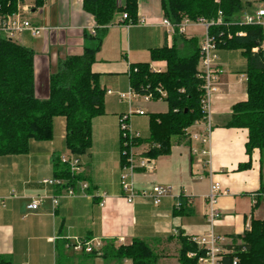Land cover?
I'll use <instances>...</instances> for the list:
<instances>
[{
	"label": "crops",
	"instance_id": "obj_1",
	"mask_svg": "<svg viewBox=\"0 0 264 264\" xmlns=\"http://www.w3.org/2000/svg\"><path fill=\"white\" fill-rule=\"evenodd\" d=\"M20 6L28 9L23 18L43 30L35 37L25 31L12 40L33 52L35 96L46 99L49 76L58 70L63 60L81 54L94 21L83 9L82 0H45L39 8H33V0H21ZM119 17L115 16V23ZM137 18L144 23L130 26L122 23L114 26L113 23L105 32L103 44L112 33L116 34L115 41L119 38L121 46L115 49L118 60L95 59L91 66L105 94L104 113L91 120V137H96L102 150H88L78 158L82 180L89 185L87 196H81L77 188V195L67 197L64 187L43 183V180L57 178L53 161L56 157H70L66 149H45L30 142L28 153L24 155L0 156V257L7 262L5 264H58L61 250L67 264H96V261L118 264L100 257L88 260L84 253L67 254L70 248L66 244L73 239L99 240L102 245L105 242L117 244L119 239L123 240L121 244H130L133 239H139L150 245L161 264H179L180 237L208 232L204 198L211 182L219 183L225 192L217 200L220 216L213 231L225 239L226 248L239 245L251 220L264 217V205L255 201L264 188V152L253 149L247 154V130L229 126L232 106L246 101L243 73L246 62L240 51L241 58L237 51L226 49L218 51L219 65L224 72L219 78L218 92L210 101L207 142L201 144L187 134L174 137L169 154L153 159L151 174L135 171L138 189L146 187V182L171 187L172 197L163 198L156 207L145 198H136L132 204L123 199L118 126L120 116L127 113L128 104L120 100L119 94L129 90V66L148 63L149 67L162 72L165 62L152 61L150 51L171 47L174 43L182 48L179 36L167 34L160 26L163 18L160 0H137ZM204 35L202 25L190 22L183 37L193 38L200 45ZM108 83L112 89L106 90ZM130 106L145 113L139 116H146L145 123L128 120L131 130L141 137L148 134V115L167 111L163 100L137 98ZM58 119L64 138V119ZM188 131L205 134L202 127L192 126ZM144 148V145L135 148L137 157ZM52 197H56L54 207ZM33 199L40 202L37 209L30 210L27 206ZM177 203H180L178 208Z\"/></svg>",
	"mask_w": 264,
	"mask_h": 264
},
{
	"label": "trees",
	"instance_id": "obj_2",
	"mask_svg": "<svg viewBox=\"0 0 264 264\" xmlns=\"http://www.w3.org/2000/svg\"><path fill=\"white\" fill-rule=\"evenodd\" d=\"M44 1L33 0V8L41 7ZM160 1L163 17L174 24L185 19L210 21L221 11L224 24L211 27L209 33L216 37L218 51H240L246 62L243 70L246 101L232 106L229 126L247 130V154L253 149L264 152V51L251 52L264 39V31L258 26L229 25L246 6L247 0H221L219 3L214 0ZM19 5L21 0H0V16L16 13ZM82 6L93 18L94 33L86 37L87 44L80 55L63 60L58 70L49 76L46 99L35 96L33 52L0 33V156L24 155L28 153L30 142L51 140L55 117L64 119V143L71 156L79 158L90 149L91 120L104 113L105 94L100 87L99 76L91 72V66L116 15H120L116 21L118 24L137 22V0H82ZM123 14L125 19L121 18ZM239 31L244 35L236 36ZM177 35L182 48L174 43L171 47L150 51L152 61L165 62L164 71H150L148 63L129 66V88L139 96L152 94L154 100L158 98L156 89H162L166 94L163 101L167 104V111L149 114L147 136L133 138L128 146L123 147L119 133L121 165L125 160L122 151L129 150L130 146H146L148 150L144 155L151 159L169 154L172 138L184 137L185 130L204 117L200 107L202 81L196 77L199 45L193 38ZM53 162L56 177L65 179L68 185L82 180L81 175L73 177L58 157ZM255 201L264 205V188L260 189ZM188 238L179 239V264H196V257L186 256L188 252L199 254ZM241 242L228 247L233 253L223 256L222 264H232L234 258L236 264H264V219L251 220ZM99 252V255L92 252L84 257L88 260L100 257L118 264L123 261L156 264L157 261L150 245L139 239H133L130 244L105 242ZM60 253L58 264H67L63 251ZM5 263L0 257V264Z\"/></svg>",
	"mask_w": 264,
	"mask_h": 264
},
{
	"label": "built area",
	"instance_id": "obj_3",
	"mask_svg": "<svg viewBox=\"0 0 264 264\" xmlns=\"http://www.w3.org/2000/svg\"><path fill=\"white\" fill-rule=\"evenodd\" d=\"M215 3H219L221 0H214ZM28 9L25 6H18L16 13L12 15H7L5 17L0 16V33L9 39H13L15 36L28 31L31 36H38L43 28L33 26L28 20L23 18V13L27 12ZM122 19L126 18V15L121 16ZM191 21L182 20L178 24H174L169 21L167 18L163 17L160 20V26L165 29L167 34L176 33L179 35L184 34L185 27ZM144 22L142 19H138L135 25H142ZM194 23H198L204 27L205 35L199 45V60L196 71V77L202 81V97L200 99V107L204 113L202 120L196 121L192 126L202 127L205 134L199 135L197 133H190L187 129L185 134H187L191 140H196L201 144H205L208 139L210 124V101L214 94L218 92L219 87V78L222 72L221 66L219 65L218 58V48L216 37L209 33L211 27H217L223 25L222 13L221 11L217 12L215 19L207 21L203 18H199ZM133 24H127L130 26ZM226 25V24H225ZM229 25H238V26H258L261 27L264 31V0H247L246 6L240 10V12L234 17V21L229 23ZM94 28V26H93ZM93 28L90 30V34L94 33ZM244 35L243 31L236 33V36ZM231 37L228 35V38ZM259 50H264V39L259 46L251 49L252 53H258ZM150 71L159 72V69L154 67H149ZM109 93V92H108ZM156 93L158 98L156 100H163L166 96L165 92L157 88ZM120 100L126 101L129 108H131V101L134 99L140 98L143 101H155L152 94H146L144 96L136 95L130 88L127 93L119 94ZM132 115L144 116L145 113L142 110H131L119 118V133L123 140V147L128 146L130 140L133 138L140 137L139 133L131 130L128 125V119ZM191 126V127H192ZM190 127V128H191ZM141 147V146H140ZM134 147H129V150H123L122 155L125 156L124 163L121 165L120 172V187L122 191V197L126 203L132 204L136 198H145L148 199L153 206H158L161 200L165 197H172V188L171 187H162L157 185H149V182L144 183L146 187L137 188L134 175L136 169L141 170L147 174H151L154 170L153 159L144 155L148 150L145 148L142 154H139L138 157L134 152ZM201 154H205V151H201ZM60 163L66 165L69 168L70 174L73 177H76L81 174V167L78 158L73 156L66 157L61 156L59 158ZM74 179V178H73ZM44 184L54 185L57 187H64L65 196L73 197L77 195L79 191L81 196H87V191L89 189L88 183L83 180H76L74 184L68 185V182L62 178H52L43 180ZM78 188V191H77ZM221 185L217 182H211L208 193L205 196L206 203V221L208 223L209 229L208 232L201 236H192L188 240L197 247L199 252H188L186 256L188 258L196 257V264H222V258L225 255L233 253L232 249L225 247V239L221 236H218L213 231V226L215 221L219 218L220 212L217 208V200L219 196L223 195ZM179 197V196H178ZM40 200L33 199L28 204L27 208L30 210L37 209ZM102 202H100L101 205ZM56 204V197H52V206ZM180 206V203H177V208ZM249 229V225L246 227V230ZM122 239L118 240V243H122ZM102 246V242L99 240H79L73 239L71 243H67L66 247L70 248L75 253H84L90 254L96 252L100 254L99 249ZM232 264H236V259L234 258Z\"/></svg>",
	"mask_w": 264,
	"mask_h": 264
},
{
	"label": "rangeland",
	"instance_id": "obj_4",
	"mask_svg": "<svg viewBox=\"0 0 264 264\" xmlns=\"http://www.w3.org/2000/svg\"><path fill=\"white\" fill-rule=\"evenodd\" d=\"M113 25L117 26V22L116 23L114 22ZM112 34H114V33H112ZM112 34L110 35L111 37H108V39L106 41L104 40V44H103V41H102L101 48L96 53L95 59H98L99 61H110V62H115V61L118 60L117 59V57H118L117 55L118 54H116L115 49H118L119 46H121V44H119V38H117V40L115 41L114 38H116V34L115 35H112ZM123 44H125V43H122V45ZM122 51L126 52L125 49H123ZM259 51H264V50H259ZM237 54H238V57L241 58L238 51H237ZM132 60H133V58H132ZM223 72L224 71L222 70V74H223ZM107 89H112V86H111L110 83L106 84V90ZM132 103H133V101H131V104ZM139 104L143 105L144 103L143 102H139ZM127 108H128L127 112H128L129 109L133 110L132 108H129L128 105H127ZM133 116L134 115H132L128 120H132V121L135 120L134 122H136V121L139 122L140 121L142 123L146 122V116L143 117V118L139 117V116H136V117H133ZM133 118H135V119H133ZM58 120H59L58 117H55L54 120H53L54 121L53 122L54 126H53V135H52L51 140H49L47 142H35L36 146H40L41 148H45V149H49V148H53L55 150H65L66 149L65 143H64V138L62 137V127L59 126V124L57 123ZM91 130H92V128H91ZM96 141H97L96 137H91V145H90V149L89 150H102L100 148L99 144ZM262 219H264V217ZM257 220H261V219H257ZM240 244H242V242ZM66 253L67 254H72L73 252H72L71 249H69V251H66ZM153 253L157 256L156 264H161V262H159V256L157 255V253L154 252V251H153ZM61 262H62V260H61ZM177 262H178V253H177ZM99 263H100L99 261H96V264H99ZM62 264H65V263H62ZM125 264H131V263H130V261H127Z\"/></svg>",
	"mask_w": 264,
	"mask_h": 264
}]
</instances>
